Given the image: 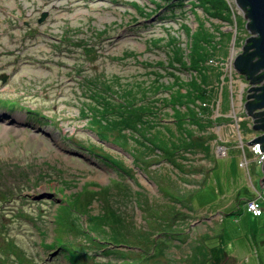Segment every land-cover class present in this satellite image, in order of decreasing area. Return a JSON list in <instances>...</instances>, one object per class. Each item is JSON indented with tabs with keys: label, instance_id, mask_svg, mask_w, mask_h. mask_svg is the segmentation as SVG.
<instances>
[{
	"label": "rangeland",
	"instance_id": "obj_1",
	"mask_svg": "<svg viewBox=\"0 0 264 264\" xmlns=\"http://www.w3.org/2000/svg\"><path fill=\"white\" fill-rule=\"evenodd\" d=\"M191 1L0 0V264H264L244 205L262 133L234 65L256 35L236 0ZM94 100L150 108V143Z\"/></svg>",
	"mask_w": 264,
	"mask_h": 264
},
{
	"label": "trees",
	"instance_id": "obj_2",
	"mask_svg": "<svg viewBox=\"0 0 264 264\" xmlns=\"http://www.w3.org/2000/svg\"><path fill=\"white\" fill-rule=\"evenodd\" d=\"M177 1H180V0H177ZM181 1H183V0H181ZM191 1V0H190ZM191 3V5H195L194 4V2H190ZM182 5V4H181ZM226 10L228 9V8H225ZM225 9H224V11H225ZM197 35V34H196ZM196 35H194L195 36V42L197 43V44H200V42H201V40L200 39H198L200 36H197L196 37ZM205 38H203V40H204ZM252 45H253V43H251V44H249L248 46H246L245 47V50H244V52H245V54H243V62H242V64L243 63H245V68H244V70H245V73H244V75H246V78H247V81L252 85V84H254V85H260V87H263L264 86V71L263 70H260L259 69V67H258V65H257V58H256V60L257 61H254L253 60V58L255 57L254 55H255V52H256V50L255 49H253V47H252ZM252 51V52H251ZM248 52H250V53H248ZM195 55V54H194ZM196 56V55H195ZM182 58H179V59H177V58H175V61H178V62H181L182 63V65L184 66V67H187V69H196L197 70V65H193V64H190L189 66H188V64L187 63H185V62H182V60H181ZM194 63H196V62H194ZM175 77V76H174ZM176 82H177V80L176 81H174L173 82V87L174 86H176L177 84H176ZM178 83V82H177ZM163 86H165V87H170V86H166V85H158V86H156V92H158L159 90H161V88H163ZM172 87V88H173ZM141 88V87H140ZM259 88V87H258ZM107 90L110 92V87H109V85L107 86ZM150 89H143L140 93H141V96L143 95V97H140V99L137 101L138 103L139 102H141V103H143V102H145L146 101V99H148V96L146 95V92H148ZM167 90H169L170 92H171V90L169 89V88H167ZM143 93V94H142ZM111 95H113L114 97H115V94H111ZM255 95H257V93L255 94ZM90 97H93V96H95V97H97V95L95 94H90L89 95ZM255 97V96H254ZM204 99V98H203ZM203 99H202V101H203ZM93 100V99H92ZM166 100V99H165ZM94 101H97V100H94ZM206 101V100H205ZM203 102V103H206V102ZM112 102H114V103H112ZM115 102H118L119 103V101H111V100H109V101H104L103 100V102H99V101H97V103H100L98 106H94L95 104H93L92 106H90L89 107V110H91L92 111V113L94 114V116H95V112H97V114H100V115H102V117L103 118H105V119H107V120H110V118H113L114 117V115H113V111H118L119 113H126V114H128V115H130L131 117L130 118H125V116L123 117V119L125 120V121H123L124 123H122L123 125H125L126 127V129L127 128H129V129H131L135 134H137V135H139L140 137H138L137 139H139L138 141H141L142 139L144 140V142H146V143H150V141H149V139H148V137L147 136H145V135H143V133L140 131V129H142V123L143 122H147V121H144L143 120V116H144V114L150 109V108H147L146 106H132V104H134V103H136V102H128V101H125V103H124V106L123 105H119L120 106V108H118L117 106H115ZM170 104H172L174 107H175V105H176V103H174V102H172V99H171V101L169 102ZM260 103V101H256L255 99H253V103L251 102L250 104L252 105V104H259ZM178 104V103H177ZM180 105H181V103H179ZM110 106L113 108V109H111L110 108ZM82 110V113H84L83 115H86V112L84 111V108H82L81 109ZM127 111V112H126ZM256 111H259L256 115L258 116V118H256L257 120H256V123L258 122V123H261V126L260 127H263V129L261 130V133H262V135H259L258 136V139L259 138H264V108H262V109H258V110H256ZM156 112L157 111H154L153 110V113H155L156 114ZM94 119V118H93ZM96 119V118H95ZM100 119V118H99ZM127 119H129V120H127ZM160 120V119H159ZM191 120V119H190ZM136 121H139V124H140V126L141 127H138V125L136 124ZM161 123H162V120H161ZM197 124H198V126H202L201 124H199V122H197ZM110 125L111 126H115V125H117V122H115V121H112L111 123H110ZM167 130L170 132V134L172 133V131H171V129H170V127H167ZM144 132V131H143ZM142 140V141H143ZM152 146V145H151ZM165 146V145H164ZM153 147H155V148H158V149H160V146L159 145H155V146H153ZM262 147L264 148V143L262 144ZM189 148H193V146L192 145H189ZM162 150L161 151H163V155L165 154V153H169V151L168 150H166V148L165 147H163V148H161ZM105 159H107L108 160V157H105ZM116 166H119V164H117ZM94 194L96 195L95 197H97V195H99L100 193H98V192H94ZM143 195V193L141 192V191H136L135 192V196H137V200H136V203L139 205V206H141L140 207V209L142 210V211H145V208L146 207H144V202H145V199L143 200V198H144V196H142ZM89 204V203H88ZM143 208V209H142ZM184 209H185V207H184ZM186 212H187V215H189V212H193V210H192V207L190 206V205H187V207H186ZM95 218H97V219H100V218H102V216H95ZM151 219H155V218H151ZM150 223V222H149ZM153 227H152V225L150 226V229H152ZM87 232V230H83V233H86ZM149 233H151L150 231H148ZM149 233H146L145 231L143 232V236L144 237H140L139 238V240H142V241H144V242H148L146 239H149V237H148V234ZM159 233H164V231H162V232H159ZM145 238V239H144ZM138 240V241H139ZM152 241V240H151ZM152 242H154V240L152 241ZM156 244V243H155ZM154 244V245H155ZM135 248H139L140 250V252H138V253H140V254H144V256H147V250L145 249V248H143V247H136V245H135ZM135 252V251H134ZM149 255V254H148Z\"/></svg>",
	"mask_w": 264,
	"mask_h": 264
},
{
	"label": "water",
	"instance_id": "obj_3",
	"mask_svg": "<svg viewBox=\"0 0 264 264\" xmlns=\"http://www.w3.org/2000/svg\"><path fill=\"white\" fill-rule=\"evenodd\" d=\"M236 5L245 12V16L248 19L247 28L249 29L251 34L253 33L254 35H256V37L248 39L247 44L244 46L246 47L249 44L253 43L252 47L253 49L256 50L255 55H254L255 57L253 58V60L254 61L258 60L257 65L259 69L264 71V0H236ZM45 17H46V14L43 15L41 21H43ZM245 47H244V50H245ZM245 52H243V54H245ZM243 54L239 55L236 58L235 63H234L235 68L237 69L239 74L245 73V70H244L245 63L242 64ZM6 78H8L6 74L2 75L1 79L3 80L4 83L7 81ZM253 88H255V92H252V94L257 93V95H255V97L254 96L250 97V94ZM247 91H250V93L246 95V98H248V100L244 103V106L246 107L245 111L247 112V114H250L253 117L254 125L252 127L257 130H262L263 127L255 128V119L258 118L256 114L259 112L256 110L264 108V86L260 87V85H254V86L249 87ZM252 99H255L256 101H260V103L251 105L249 102ZM246 142L248 143L249 146L259 143V148L261 152H264V148L262 147V144L264 143V138L258 139V136H257ZM262 170L264 172V161L262 163ZM259 182H260L261 187L264 188V176L260 179Z\"/></svg>",
	"mask_w": 264,
	"mask_h": 264
},
{
	"label": "built area",
	"instance_id": "obj_4",
	"mask_svg": "<svg viewBox=\"0 0 264 264\" xmlns=\"http://www.w3.org/2000/svg\"><path fill=\"white\" fill-rule=\"evenodd\" d=\"M251 151L256 156L255 160L259 165L264 161V152H261L259 143L252 146ZM245 164L243 163L242 166ZM247 210L256 217L262 216L264 213V188L259 192L256 191L254 197L248 201Z\"/></svg>",
	"mask_w": 264,
	"mask_h": 264
},
{
	"label": "clouds",
	"instance_id": "obj_5",
	"mask_svg": "<svg viewBox=\"0 0 264 264\" xmlns=\"http://www.w3.org/2000/svg\"><path fill=\"white\" fill-rule=\"evenodd\" d=\"M255 137H257V135H255ZM241 138H243L242 136H241ZM242 142V141H241ZM252 146H254V145H251L250 146V151H251V148H252ZM252 152V151H251ZM253 153V152H252ZM255 156V155H254ZM255 158H256V156H255ZM256 161V160H255ZM242 163H241V166H242V164L244 163L245 165L244 166H242L243 168L244 167H248V165H249V162L247 161V157L245 156V161H241ZM260 166H262V165H260ZM252 199V198H251ZM250 199V200H251ZM250 200H247L246 202H245V210L248 212V210H247V203H248V201H250ZM248 213H250V212H248ZM251 214V213H250ZM252 216H254L253 214H251ZM263 215H264V213H263ZM262 215V216H263ZM261 217V216H260ZM257 218H259V217H257Z\"/></svg>",
	"mask_w": 264,
	"mask_h": 264
},
{
	"label": "flooded vegetation",
	"instance_id": "obj_6",
	"mask_svg": "<svg viewBox=\"0 0 264 264\" xmlns=\"http://www.w3.org/2000/svg\"><path fill=\"white\" fill-rule=\"evenodd\" d=\"M242 75L247 80L246 75H244V74H242ZM252 86H254V84H252ZM252 92H255V88L252 89L251 94H252ZM251 94H250V97L255 96V94H252V95ZM251 102L253 103V99L249 103H251ZM256 120L257 119H255V128L261 126V123H258V122L256 123Z\"/></svg>",
	"mask_w": 264,
	"mask_h": 264
},
{
	"label": "bare ground",
	"instance_id": "obj_7",
	"mask_svg": "<svg viewBox=\"0 0 264 264\" xmlns=\"http://www.w3.org/2000/svg\"><path fill=\"white\" fill-rule=\"evenodd\" d=\"M254 217H256V216H254Z\"/></svg>",
	"mask_w": 264,
	"mask_h": 264
}]
</instances>
